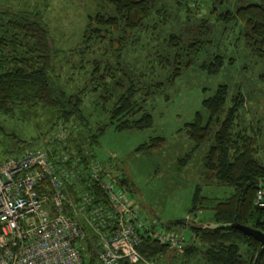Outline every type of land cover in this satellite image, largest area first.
<instances>
[{"label":"trees","instance_id":"trees-1","mask_svg":"<svg viewBox=\"0 0 264 264\" xmlns=\"http://www.w3.org/2000/svg\"><path fill=\"white\" fill-rule=\"evenodd\" d=\"M108 3L110 13H97L87 20L89 36L83 37L81 44L85 51L88 49L89 67L85 66L87 59L85 65L80 60L76 68L69 67L68 73L65 70L62 74L63 85L58 81L61 73L53 72L55 52L49 46L48 30L40 16L35 18L33 13L17 12L0 24V112L9 113L16 106H25L49 113L53 119L51 128L60 126L65 132L64 140H54L51 154L79 158L83 166L88 164L90 156L84 155L81 147L73 143L74 136L81 134V140L90 145L108 125L115 131L150 128L151 116L140 106L137 94L146 87L158 91L164 85H171L181 69L192 63L203 44L197 39L184 44L175 34L163 40L168 55H156V59L163 68L169 69L165 82L146 86L141 73L135 79L126 72L121 78L117 77L116 73L122 71L116 62L118 56L110 62L108 53L123 49L126 33L143 23L153 0H108ZM215 19L223 24H240L245 47L256 58L264 59V0L238 6L233 12L224 9ZM18 36L24 40V46ZM89 38L95 46L104 44V48L99 49L106 53L105 59L97 50L92 51L93 46L87 43ZM184 60L187 61L182 64ZM223 64L222 56L214 54L202 61L199 69L215 75ZM256 79L264 86V72ZM227 95L228 88L217 85L211 96L201 100V112L196 111L182 128L192 147L176 160L182 167L194 152L197 155L203 143L209 141L200 163L203 171L211 175L213 187L220 195H203L200 186H196L190 203L192 210L206 211L210 217L206 222L191 221L188 226L190 240L180 250L168 249L150 237L141 238L137 252L146 261L154 264H264V243L229 227L237 224L264 235V209L254 204L258 185L264 187V165L256 158L255 138L243 131L234 132L242 97H233L230 105L225 106ZM144 98L141 99L144 101ZM91 99L94 106H100L97 113L92 112L94 120L85 112L90 111V104L85 106V101ZM150 143L152 151L164 146L159 137ZM137 150H141V146ZM116 180L129 190L125 180ZM76 183L81 187L80 192H89L105 204L102 192L95 184L89 185L87 177L80 175ZM69 193L73 197L77 194L72 187ZM179 225L184 226L183 221H174L165 228L171 231ZM93 238L89 233L88 239L80 244L82 264H99Z\"/></svg>","mask_w":264,"mask_h":264},{"label":"rangeland","instance_id":"rangeland-1","mask_svg":"<svg viewBox=\"0 0 264 264\" xmlns=\"http://www.w3.org/2000/svg\"><path fill=\"white\" fill-rule=\"evenodd\" d=\"M259 1L153 0L143 23L126 33L123 49L108 53L110 62L118 56L116 62L122 71L116 76L121 78L126 72L135 79L141 73L146 86L165 82L169 69L161 66L156 55H168L163 40L170 34L179 35L184 44L194 39L203 43L199 54L189 66L181 69L171 85H164L158 91L146 87L137 94L140 106L151 116L150 128L115 131L108 125L90 145L81 140V134L73 138V143L86 153L84 155L90 156L91 163L103 167L111 177L127 182V197L151 231L167 232L166 225L183 221L184 226L171 228L181 233L182 247L190 240V223L206 222L210 217L206 211L191 209L194 188L200 186L201 194L210 197L220 195L213 187L211 175L203 171L200 163L209 141L203 143L197 155L194 152L182 167L176 163L192 147L183 126L192 120L196 111L201 112V100L211 96L217 85L228 88L225 106L230 105L233 97H242L234 132L243 131L255 138L256 158L264 165V86L256 79L264 72V59L256 58L245 47L240 24H223L215 19L224 9L233 12L238 6ZM17 12L33 13L35 18H42L48 30L49 46L55 52L53 72L61 73L58 81L63 85L65 70L76 68L80 60L84 64L87 59L88 49L85 51L81 44L82 38L89 36L87 20L97 13H110V6L108 0H0V24ZM91 39L87 43L93 46L92 51L97 50L105 59L106 53L99 49L104 48V44L96 45L97 48ZM18 40L25 45L21 36ZM214 54L221 55L224 64L217 74L208 75L199 65ZM89 62L87 59L86 68ZM92 102L93 99L85 101V106L90 104V111H85L90 120L92 112L97 113L100 107ZM52 121L49 113L37 107L16 106L9 113L0 112V162L28 150L48 148L50 151L56 140ZM158 137L163 139L164 146L152 151L150 141ZM140 146L141 150H137Z\"/></svg>","mask_w":264,"mask_h":264},{"label":"built area","instance_id":"built-area-1","mask_svg":"<svg viewBox=\"0 0 264 264\" xmlns=\"http://www.w3.org/2000/svg\"><path fill=\"white\" fill-rule=\"evenodd\" d=\"M54 137L64 140L60 126ZM80 175L100 189L105 204L78 190ZM254 204L264 209L261 185ZM89 233L99 264H154L137 252L145 236L168 249L183 245L180 232L151 231L124 186L90 160L83 166L79 158L43 148L0 162V264H82L80 244Z\"/></svg>","mask_w":264,"mask_h":264},{"label":"water","instance_id":"water-1","mask_svg":"<svg viewBox=\"0 0 264 264\" xmlns=\"http://www.w3.org/2000/svg\"><path fill=\"white\" fill-rule=\"evenodd\" d=\"M229 227H232V228H235L237 230H239L240 232H242L244 235L246 236H250L252 238H254L255 240H257L258 242H260L261 244L264 243V235L259 233V232H256L248 227H245V226H240V225H231ZM123 264H127L126 262H123Z\"/></svg>","mask_w":264,"mask_h":264}]
</instances>
